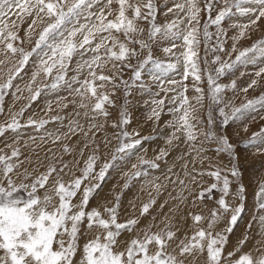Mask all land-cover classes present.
Here are the masks:
<instances>
[{
	"label": "snow or ice",
	"instance_id": "1",
	"mask_svg": "<svg viewBox=\"0 0 264 264\" xmlns=\"http://www.w3.org/2000/svg\"><path fill=\"white\" fill-rule=\"evenodd\" d=\"M260 121L264 0H0V264H264Z\"/></svg>",
	"mask_w": 264,
	"mask_h": 264
},
{
	"label": "rangeland",
	"instance_id": "2",
	"mask_svg": "<svg viewBox=\"0 0 264 264\" xmlns=\"http://www.w3.org/2000/svg\"><path fill=\"white\" fill-rule=\"evenodd\" d=\"M27 25H25L24 27H26ZM23 34V33H21ZM259 35H261L260 33H256L253 35L252 40H247L242 42V44L240 45V47H248L251 45L252 42L255 41V39H257L259 37ZM235 55V54H234ZM233 55V58H234ZM241 70H245V69H241ZM258 70V66L257 67H253V66H248V68L246 69V71H248L249 73H254V71ZM252 76H247L245 77V80H250L252 79ZM260 93V90L258 89L256 92L253 91H249L248 93V97L249 99L254 98L255 96H258ZM243 98H244V94L240 93L239 94V98L236 100V104L237 106L243 102ZM45 97H41L40 99H38L34 104L33 107L31 109V111L36 112L38 115H43L41 109L45 106L44 102H45ZM41 100V101H40ZM12 102V97L11 95H9L8 97L5 98V108L7 110L9 104ZM40 102V103H39ZM19 105H17L18 107ZM148 113V107L145 106L143 103L139 104L137 106V108L135 109L134 112V116L135 119L133 120L132 125L130 126V129H135L137 128L138 123H142L144 120V117L147 115ZM261 124H264V121H260L259 123H252L249 125V133L248 134H242L241 137H236L233 135V131L234 128L236 127L235 125H230L227 129L229 135L232 138V141L235 143H238V149L240 152V162H239V168L241 171V181L246 189H247V204L250 207L253 201V195L255 190L257 189L258 186V182L261 179H264V156H258V155H252V152L254 150H250L245 148L244 146V141L246 139L247 135H250L251 132L253 131H257L260 127ZM152 130V126L150 124H145V126L140 129L141 134L142 135H146L148 133H150ZM150 148H149V152L147 154V158H151L153 156V152L151 151V147H154L153 144H151V142H149ZM216 162L217 163H221L226 165L228 163V157L225 156H221V157H217L216 158ZM132 162H136L135 159ZM130 163H129V167H130ZM119 181V177L117 176V174L113 173L111 174L108 179L107 182L105 183L104 187H103V191L101 192V195L99 197H97V199H102L103 196L108 192L109 188H111V186L113 184H116ZM209 183H211V181L209 180ZM138 191V186L134 187L131 189V191L127 192L125 194L124 197V201L123 203L125 205H127V201L129 199L132 198V196ZM146 198V197H145ZM248 216L246 215L244 218V221L241 222L239 228L237 229V235L239 234V231L243 228L244 223L247 221ZM234 239V237H233Z\"/></svg>",
	"mask_w": 264,
	"mask_h": 264
},
{
	"label": "bare ground",
	"instance_id": "3",
	"mask_svg": "<svg viewBox=\"0 0 264 264\" xmlns=\"http://www.w3.org/2000/svg\"><path fill=\"white\" fill-rule=\"evenodd\" d=\"M41 101V100H40ZM40 103V102H39ZM217 160V159H216Z\"/></svg>",
	"mask_w": 264,
	"mask_h": 264
}]
</instances>
